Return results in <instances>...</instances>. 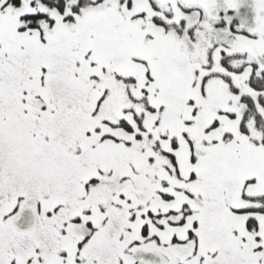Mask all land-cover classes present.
I'll list each match as a JSON object with an SVG mask.
<instances>
[{"label": "rangeland", "instance_id": "374dc122", "mask_svg": "<svg viewBox=\"0 0 264 264\" xmlns=\"http://www.w3.org/2000/svg\"><path fill=\"white\" fill-rule=\"evenodd\" d=\"M35 7L0 0V264H264V214L242 211L262 207L247 197L264 196V147L239 133L254 66L264 74V0H102L31 28ZM232 56L240 73L221 64ZM131 106L143 113L141 161L120 157L128 167L103 175V210L73 213L72 197L56 210L63 201L38 178L23 193L18 164L44 148L33 145L42 117L71 115L93 133L98 115ZM142 214L150 239H138Z\"/></svg>", "mask_w": 264, "mask_h": 264}, {"label": "flooded vegetation", "instance_id": "af4514ba", "mask_svg": "<svg viewBox=\"0 0 264 264\" xmlns=\"http://www.w3.org/2000/svg\"><path fill=\"white\" fill-rule=\"evenodd\" d=\"M130 109L131 110L124 109L125 112L131 111L128 112L130 113L128 115H124L123 113V115L115 116V114L113 113L112 115L111 112L104 113L108 116H105L104 114L98 115L97 118L101 120L105 128L102 129V127L99 126L93 133L90 131L88 132L86 129L83 130V128H76V126H74L72 130L68 131L64 125H69L71 121H74L69 117L70 115L63 118L56 115L45 116V118H50V120L54 121V123L58 125L56 131L61 138L59 137V139L57 140L58 143L55 146L56 153L51 155L52 153L49 151L43 154L44 158H41L37 155L36 148V153L34 152L33 155L30 154L29 156L31 157V159L30 161L26 162H41V159H44V161H48L50 158L51 160H56L55 158H62L61 163L65 167V171L72 174V179H69L72 181L68 182V184H62L61 182H59L58 186L50 187L52 188V190H55V193L58 194L60 196V199L64 202H60L58 206H54L56 210H59L61 208L63 211H65V209H63L64 204L66 206L69 203L67 198L72 197L74 201H77V204H74L75 208L69 209L71 212H100V210H103L104 208L103 206L105 202H103V194L106 196V192L101 189L102 191L97 193L96 186L100 187L103 175H105V173L107 172H116L118 174L123 169L124 165L125 167H128L127 162L130 158L126 159L128 161L124 163L121 162L123 159H120V157H137L136 159L141 161V157L136 153L135 148L139 145L138 141L144 130L142 122L143 113H137L138 111L136 112V110L132 106L130 107ZM65 115L67 114L65 113ZM71 124L74 125V123ZM122 124L131 126V132H126L123 128H121L119 125ZM107 130L111 131V135L107 133ZM116 131H120L124 135L125 139L119 140L118 138H116ZM70 139L72 140L70 141ZM107 139H110L116 143L108 141L106 142V144H102L105 140L107 141ZM123 145L133 147L128 150L127 148H124ZM42 146L44 147V143L42 144ZM64 160H66V163L63 162ZM25 168L28 175L25 174L26 177L24 179H20L23 180V185L26 187V190H24L23 193L26 196L30 197L29 191L31 190V185L28 182H32V179L38 178V176H32L28 168ZM22 174L24 173L22 170H20V177ZM109 181H112L111 178H109ZM72 183H74L75 185L71 186L70 188L69 185ZM45 186L48 187V185ZM68 188H70V191L67 192L69 196H66V194H64V191ZM81 200H84V202H79ZM45 205L48 207L49 203L46 202ZM118 206L124 207V205L122 204ZM171 213H173L174 215L178 214V212H176V210L174 209H171ZM184 218L185 217L182 218L183 221L180 220L182 222L179 221L180 224L182 223L181 226H184ZM136 221L140 223V225H138V239H150L152 236H154V221L148 220L143 214L140 217L136 218ZM0 226V229H3V226ZM218 229L219 228H216L212 231L218 232ZM182 232L185 235L188 231H186V228H184Z\"/></svg>", "mask_w": 264, "mask_h": 264}, {"label": "trees", "instance_id": "16d2710c", "mask_svg": "<svg viewBox=\"0 0 264 264\" xmlns=\"http://www.w3.org/2000/svg\"><path fill=\"white\" fill-rule=\"evenodd\" d=\"M9 4H11L14 7H19L21 5V0H7ZM102 0H98L96 2L91 0H31V4L34 6H39L42 8L41 10H38L36 7V11L32 14H28L23 16V20H25L28 23V26L31 28L38 27L42 22H46L49 25L53 24V19L51 17V13H55L56 15H60L64 21L71 22L74 20L76 16H78L80 13H82L85 9L90 8L91 6L97 4ZM129 5V4H128ZM157 25L158 22L155 21ZM163 25V24H162ZM172 28V31L176 34L180 35L182 33L181 30H176L175 27L167 26L164 24V31H169L170 28ZM181 27V26H180ZM211 51V50H210ZM237 56L232 57H224L221 60V64L225 67L230 69V60L235 59ZM208 62L210 66L211 62V52L208 53ZM242 71V68H236L232 69V72L240 73ZM256 67L254 66V72L252 73L251 77L248 79V87L249 90L257 95L256 98L252 97L251 95L242 96L241 102L244 106V113L242 116V119L239 123V133L243 136H248L253 130L257 134H259L260 141L264 147V113H261L260 110L264 111V74L262 76H255ZM221 77L226 83H229L230 89H232L231 80L226 75H220V74H210L209 77ZM153 111V110H152ZM71 119L72 116H69ZM43 118V121L45 123H49V126H43V130L46 132H50L53 130V123L54 121L50 120V118ZM49 120V121H47ZM64 123V122H63ZM71 123H74V121H71ZM64 125L68 131L72 130L75 126L72 124ZM55 126H57L54 123ZM121 128H123L126 132H131L132 128L131 126H128L126 124L119 125ZM60 128V127H59ZM46 132L44 133V139L40 136H36L38 138H35V142L33 145H42L44 143V148L36 150L37 155L41 158L43 157L44 151L51 152L53 154L56 153V145L57 140L59 139V134L56 133L54 135V138H49L48 134ZM21 136V132H18ZM66 133V132H65ZM58 136V138L56 137ZM231 136H225V140H228ZM42 138V139H41ZM61 138V137H60ZM47 139V140H46ZM108 141H104L102 144H106ZM114 142V141H113ZM28 144H30V140L27 141ZM28 148H31L29 145H27ZM26 147V148H27ZM43 147V146H42ZM47 147V148H46ZM55 148V149H54ZM35 152V153H36ZM33 155L34 153H30ZM29 154V155H30ZM56 160L51 158L48 161H44V159H41V162L33 161V162H26L22 160L21 166L18 164V167H22V171L24 174H27L26 168H28L29 172L32 176H38V181L43 183L44 185H48V187H54L58 186L59 182L62 184H68L69 179L72 177L71 173H67L65 171V167L61 163L62 158H55ZM59 160V161H58ZM20 174V169H19ZM20 176V175H19ZM72 179V178H71ZM47 195L46 192L39 193V197L43 198V196ZM36 195L32 196L31 199H35ZM249 201L257 202L255 204L261 203L262 207H256L255 208H249V209H243V212H258L260 214H264V196H257V197H247ZM245 222L247 231L251 232L256 230V227H258L257 220L254 218H250Z\"/></svg>", "mask_w": 264, "mask_h": 264}]
</instances>
